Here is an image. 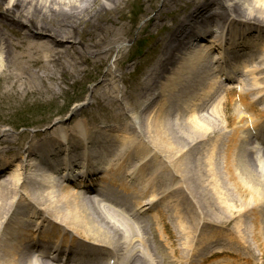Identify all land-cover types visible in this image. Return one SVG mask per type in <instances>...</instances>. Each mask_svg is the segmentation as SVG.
<instances>
[{
  "label": "bare ground",
  "instance_id": "bare-ground-1",
  "mask_svg": "<svg viewBox=\"0 0 264 264\" xmlns=\"http://www.w3.org/2000/svg\"><path fill=\"white\" fill-rule=\"evenodd\" d=\"M91 1L94 2L95 0H9L8 4L7 0H0V78L2 77L5 81H13L11 87H19L24 95L29 93L31 100L34 101V99L43 98L42 95H44L43 91L45 90H50L53 95L61 93L57 87V90L48 86L43 89L41 84L46 80L50 81V79L54 80L53 82L56 84L58 73L65 76L67 71L75 69L78 65L81 66L77 67L76 70H81L82 65H85L83 56L89 55L90 58L96 61H106L110 58L112 48H117L118 42L126 39L122 32L119 33V31L126 29L123 24L119 21L113 22L112 26L115 30L110 31L109 36L94 40L92 33L88 36L85 35L84 31L77 33L75 29L77 24L69 21L74 17L75 21L80 15L88 13L93 8V2ZM106 1L111 6L106 12L124 11L126 9L123 6L126 0ZM247 2L254 11H251L252 9L246 11L245 8L249 7ZM170 7L174 8L169 10ZM186 8L187 13L170 15L172 10L180 12L181 9ZM55 9L60 11L62 15L64 14L63 20L56 23L53 22V18H48L49 15L44 14L45 11ZM155 9V16L149 21L150 28L156 30L154 35L159 40V50L153 53L151 63L145 65L147 67L146 71L141 74V77L137 78L134 85H131L130 91L126 90L124 84L123 87H119V83L124 81L122 71L117 68L108 69V72L103 74L105 81L99 84L92 93L98 105L95 109L107 110V112L113 114L112 118L109 119L110 122L113 120L114 123H120L126 127L130 125L129 123L137 125L141 123L146 134H150V138L156 141L151 133L156 134L158 137L159 135L164 136L165 128L163 126L166 124L170 128L172 127L171 122L167 120L172 116L169 112L171 105L176 103L175 97L177 95L185 91V88L189 89L192 95L186 99L191 107L189 110L191 113L188 117L197 122L194 125H181V127L172 128V132L175 134L174 138H178V141L183 144V138L187 140L186 137L189 135L194 136L193 142H195L202 135L207 136L212 132L211 122L206 121L207 119H203L201 116L207 113L213 114L214 110L215 114L220 113L227 105L226 98H229L231 102L240 101L242 107L245 110L248 109L251 116L247 119L246 114L248 113L243 108H234L236 113L241 112L243 116L239 126L234 121L236 127L234 131L236 142L234 145L238 142L236 148L239 151L238 159L229 161L226 157L224 174L219 175L214 171L215 175L210 176L211 180H209L208 186L212 187L213 195L216 198L214 196L208 198L203 195V205L208 213L215 215L212 222L220 223L221 225H216L219 229L214 230L213 235L209 234L203 237L200 244L194 246L189 237L199 230L203 220V218L200 220L196 217L197 219L191 223L187 228L188 230L184 231L186 238H183L184 241L177 250L178 256L172 249H170L171 254L166 252L171 246L170 240L179 233V230H176L171 223L168 224L160 219L161 225L150 230L154 240H149V242H146V239L141 241L139 238L134 241L135 237L133 235L130 238V236L123 234L125 228L121 232L117 228V230L114 229V226L117 227V225L132 226L129 221H120L115 218L120 214L117 210L111 212L112 215L108 216L106 214V218H103L97 211L95 212L93 201H90L94 195L89 196L90 200L88 202H90V205H88L85 202L87 198L86 191L82 190L81 187L84 186L89 190L95 187L96 190L98 185L96 182L89 180L82 181L79 178L76 180L73 176H75V171L76 174L84 171L90 173V175L96 174L95 171L104 164L102 162V159H105L104 154L109 158L107 164L109 162L113 164V161L121 159L117 154L120 150L134 146V139L128 137L125 133L120 141L123 145H118L119 150L113 154L112 158L114 144L109 148V144L97 140V143L100 142L101 144L90 146L89 150L81 147L82 153L88 156L92 154L95 156L94 159L101 160V164H95V161H92L91 164L89 159H84V162H81L83 166L78 165L77 169L74 167L71 169V166L64 165L68 160H74L75 163L79 164L80 160L78 159V153H76L79 142L77 138H73L76 135L69 134L66 138L65 132H61L56 137L58 148L54 147L55 142L48 141L43 146L44 150H42L41 145L32 149L39 152L37 155L30 158L19 155L15 162L5 160L4 165L0 166V173H3L2 170L5 169L8 171L7 177L0 178L2 179L0 180V187L11 179L12 184H14L12 189L14 191L12 193L13 200L26 198L29 195L27 191H29L50 211L52 210L53 214L62 219L59 221L55 219L54 222H51L49 218L43 219L41 215L34 212L27 214L22 205L26 204L29 199L20 200V204H17L9 212L11 201L7 199L4 203H1L3 199L0 198V250L3 252L4 264H45L47 260L54 256L53 254L65 253L70 248L78 247L79 242L88 246V252L95 255L94 260L102 259V256L97 255L96 252L98 246L101 248L114 246L116 248L124 244L125 248H121L119 251L122 253L125 250L126 254H130V259L133 257V261H146L145 264H197L196 259H198L199 264H202L221 256L235 255L237 249H234L232 245L236 238L240 240L241 247H239L242 250L252 251L253 244H251L246 231L243 230L244 226L249 224L247 221L248 214L244 211L252 209L256 211L254 215L257 216L258 219L256 218V220L264 235V149L255 145L251 149L250 139L254 136L250 134L252 137L250 138L247 132L252 126L258 127L260 123L253 119L252 111L256 110V107L264 109V46H262L264 43H260L258 37L259 34L263 35L264 33L257 28L264 23V0H165L162 7H159V9L155 7ZM106 12H103V14L105 15ZM40 18L41 21H39ZM54 24L57 25L56 29L53 28ZM207 25L214 27L205 30L208 35L205 33L200 35L199 32L198 35L196 34L197 29H203ZM225 29L228 32L231 31L230 37H228V32L224 34ZM252 30L255 33L254 37L251 36L253 33L249 32ZM81 37H86L90 42H87L86 46H81L79 43ZM200 39L205 43L203 44ZM197 42H201V45H197ZM237 47H242V49L238 50ZM259 47L263 49V54ZM251 54L256 55L257 60L260 59L258 63L256 61L249 62ZM117 60L118 63L123 62L122 57ZM114 64L117 67V63ZM237 74H241L240 77ZM236 79L239 81L236 82ZM224 93H226V98ZM153 94L155 95L150 99L149 104L143 108L142 113L151 109L153 104L157 102V98H163V105L160 104L158 107L159 114L149 116L144 113L141 115L138 109H141L145 103L144 99L146 100L148 96ZM211 98L213 99L210 100ZM208 100L210 101L207 102ZM206 102L207 104H205ZM116 110L133 114L131 116L134 119H132V122L124 120V118L119 117L123 114L117 113ZM235 116L238 119V116ZM180 117H183V114H180ZM249 120L252 122L251 125H249ZM100 128L102 126L95 127V129ZM257 129L261 132L259 127ZM258 133H256V136ZM38 135L36 134L34 137ZM139 135L142 136L140 131ZM112 136L116 138V136ZM83 141L85 142L86 138H83ZM157 141V144L167 150L171 148L176 153L179 148V151L181 150L178 141L167 146H164L163 142L158 143ZM85 147H88V145H85ZM197 147L193 146L191 148L196 149ZM66 148L69 149L68 153L65 152ZM215 149L214 146L211 154L208 155L210 156L209 164L211 167H216ZM250 152L252 155H250ZM32 154L33 151H30V155ZM55 158H59L64 165ZM85 164H88V166ZM145 169L146 167L139 168L134 175H131V178L135 180H139L140 177L144 178ZM161 172L163 171L160 166L156 170L155 176ZM58 173L59 176L63 175L61 178H68L71 181V184H69L64 179L67 182L64 185L69 195L56 194V191L52 192L51 189L53 188L63 187L62 184L56 181L59 178ZM201 177H198L196 182L200 183ZM144 180L145 182L151 181L148 177ZM196 182L191 181L192 184H196ZM40 186H43V189L39 188ZM151 186L152 183L150 182L149 187L151 188ZM178 188L176 186L174 190ZM41 189L44 199L38 195V191ZM98 190L103 191L102 186ZM151 190L153 192L155 188L152 187ZM8 192L11 193V190L8 189ZM162 196L153 192L144 201L137 198V205H141L136 206L134 210L127 204L126 200H119L122 199L119 194L113 196L111 201L113 204L117 202L118 206L125 210H132V217L133 215L135 217L137 215L141 216L143 212H148V216L152 217L149 220L152 222L154 218L158 219L163 214V209L158 208L155 210L151 207L157 204ZM62 199L67 205V212H65L67 215L65 217L56 211L58 207L62 206L60 202ZM168 204H173L169 198L163 202V205ZM180 205H182V202L173 205V208H176V213L179 212ZM220 213L224 216L218 219L217 216ZM238 217L240 218L235 222V227L238 228L236 234L235 232L231 234L225 231L222 232L224 224V226H229ZM177 218L179 223L183 225L180 220L181 217L177 216ZM143 223L147 225L146 221H143ZM33 225L40 228L41 235L44 236L45 240L55 239V241H52L54 247L46 253L43 251L37 260L33 258L34 255L28 252V247H26L28 255H23L24 249L22 250L23 247H21L29 238L30 228L35 227ZM158 234L159 238L157 239L156 235L158 236ZM145 237L147 238V233ZM122 238L124 240L121 242ZM246 238H249V240H246ZM257 241L258 236L254 242ZM134 243H139L140 246L138 249L132 250ZM227 245L230 247L226 248ZM206 251H208L207 256L201 254ZM175 256L177 257L176 261L173 260ZM251 256L255 261L257 260L255 255L252 254ZM258 257L264 264V249ZM26 260H28V263H26ZM133 261L129 264H132ZM225 262L223 260L221 263ZM107 263L118 264L117 261L112 263L111 260H108Z\"/></svg>",
  "mask_w": 264,
  "mask_h": 264
},
{
  "label": "rangeland",
  "instance_id": "rangeland-1",
  "mask_svg": "<svg viewBox=\"0 0 264 264\" xmlns=\"http://www.w3.org/2000/svg\"><path fill=\"white\" fill-rule=\"evenodd\" d=\"M7 0V4H8ZM165 0H126L123 4L126 9L124 11L116 10L115 12H106V10H109L111 6H109L108 2L106 0H95L93 2V8L88 12L85 13L84 15H80L79 18H76L74 21L73 18L69 19V21L74 22L76 25L75 29L78 32L84 31L85 35L88 36L90 33L93 34L94 40L102 39V37H107L111 33L110 31L115 30L113 28L112 23L119 21L121 24H123L126 29H123L119 31V33H123L122 35H125V38H127L126 42H124V46L121 48V53L117 49L111 56L110 58L106 59V61H91L89 55L83 56V61L85 62V66H82V70H84V78L83 76H80L79 71H72L71 73L72 78H69L66 80L65 83H63V88L62 89V82L64 81V78L61 77L60 80L53 82L54 80L50 79L44 81V83L41 84V88H46L49 86L52 88L53 86L59 87L60 88V96L58 95H53L51 94L50 90H45L43 98H37L31 100L29 93L28 95H24L19 87L13 88L11 87V84L13 81H5L1 77L0 79V139L4 138V143L0 144L2 147H6L12 151V156H15V151L19 150L21 146L24 144L26 146L29 144V142H33V144L36 143V141L39 139L42 142V138L44 135L47 134V129L50 131L53 130L54 126L53 122L55 119H66L67 116H73L71 121L69 122L68 125L73 127L74 130L77 131L78 127L77 124L78 122H83V116L86 115L87 113H92L95 115L96 120H99L102 118H106L107 114H103L104 110L100 112V110H95L93 107V104L95 100H93L92 95L90 92L92 91V88L90 86L91 79L96 81L103 80V78H98L97 75L98 73L104 72L106 73V70L108 69H114L115 66L114 63L119 59L120 57H123V63L128 60L135 59L134 63H129L127 66H124L121 68V71L127 75L130 73V71H133V68L135 67L137 72L136 75L131 73L129 80H124V82H120V87H123V84L126 88L127 91H130L131 85H134L135 82H137V79L141 77V74L143 73V67L146 64L151 63V57L153 56V53L155 51L159 50V40L157 37H155L154 32L156 31L155 29H151L150 27V21L149 19L154 17L155 15V7L159 9V7H162L163 2ZM128 2V3H127ZM127 3V4H126ZM126 4V5H125ZM38 6V4H37ZM247 6H249V2H247ZM27 7V5H26ZM40 8V6H38ZM174 7L168 8L169 10ZM102 9V10H100ZM246 11L252 9V6L246 7ZM186 10V11H185ZM251 11H254L253 9ZM102 12V13H100ZM103 12L106 14L104 15ZM181 13H187V8L186 9H181L180 12H174L172 10L170 12L171 16L181 14ZM44 14L49 15L48 18H53V22L56 23L57 21L63 20L64 14L62 15L60 11L55 10H49L48 12L45 11ZM169 16V15H168ZM243 16H248V15H243ZM60 17V18H59ZM42 18V17H41ZM41 18L39 21H41ZM171 20V19H170ZM262 28H264V23L263 25H259ZM54 29L57 28V25L54 24ZM66 38V37H65ZM81 46H86L90 41L87 40V38L81 37ZM88 42V43H87ZM262 42L264 43V37L262 38ZM121 43V42H120ZM264 46V44L262 45ZM129 54L127 52L129 51ZM262 54H263V49ZM91 64V65H90ZM90 65V66H89ZM81 66V65H78ZM88 67V68H87ZM130 71H129V70ZM70 77V76H69ZM72 80L74 82L75 80H78L77 86L73 85H67L69 82ZM89 84V85H88ZM95 84V83H94ZM52 86V87H51ZM54 88V87H53ZM24 89V88H23ZM55 89V88H54ZM25 91V90H24ZM88 92V94H87ZM82 95H86V99L83 98ZM192 95L191 90L186 89L185 91H182L179 95H177L176 98V103L171 105V110L169 112L171 113V117L168 118L167 120L171 122L172 127L170 128L168 125L165 124L163 128H165V134L164 136L159 135V137L156 134H152L153 137H155L156 141L158 143L163 142L162 144L164 146L167 145H173L171 143H176L178 141V138L175 139L172 132V128L176 127H181V125H194L197 121H194L192 118H189L188 115L191 113L190 106L188 105V102H186L189 96ZM40 96V95H39ZM121 96V94H120ZM151 96H148V98L145 100L144 99V105L147 106L149 104ZM224 97L226 98V94H224ZM224 98V100H225ZM226 103L227 105L225 106L224 109L218 114H215V110L213 114H204L201 116L203 119H207L206 121L211 122L212 124V132H210L207 136L202 135L201 138H198L197 141L193 142L194 136L189 135L187 136V140L183 138V144L180 143L179 141L177 142L179 145H181V150L174 152L171 148H168L170 150L165 149L162 147L160 144H157L156 141H153L150 138V134L147 135L145 132V128L143 125L139 124L138 127L136 128V131H140L142 136L137 137L134 136L133 131L135 130L136 125H132V127H122V129H119L121 131V135L125 134L134 139V146L129 150L128 153L124 154L123 157L127 160L125 165L128 167V165L133 164L134 158H138L135 153H139L138 150L140 149H145L144 152L142 153V159H145V157H150L149 160L144 162V165L146 164L147 168L145 171V177H148L152 181V186L156 188L154 194L159 195L164 193V196L160 197V201L157 202V204L151 206L153 209L157 210L158 208L163 209V214L161 215L160 218H154V220H149L150 217H147L146 219H143L144 221L147 222V226L144 227V231L147 233V238L152 239V235L150 231V227H155L161 225V220L166 223H171L176 230H179V233L177 234L176 237L171 239V246L169 249L166 251L167 253H172L170 252V249H172L178 256L177 250L181 247L183 243V238H186V235L184 234V231L188 230L187 228L191 225L193 221H195L197 218L202 220V224L199 228L198 231L195 233L191 234L189 237V240L192 242L194 246L197 244H200L202 241L203 237H206L207 235H213L214 230L219 229L216 227L221 225L218 222H212L214 220L215 215H211V213L207 212V209L204 207V201L203 198L204 196L210 198L213 195L212 187L208 186L209 180H211V177L216 174H224V166L226 165L225 163V158L227 157L229 161L231 160H236L238 159V154L239 151H237V146L238 142L234 145L236 142L234 139V131L236 127L234 126V121L237 122L238 126L240 124V120L243 119V116L240 113H236V110L234 108H243L241 105L240 101H233L231 102L229 98H226ZM41 102V103H38ZM89 102V103H88ZM209 102V101H207ZM206 102V104H207ZM164 103L163 98L158 99L155 104H153L152 108L149 109L148 111H145L149 116H154L155 114H159L158 107L160 104ZM212 103V102H211ZM88 104V106H87ZM142 106L140 111L142 112L145 106ZM163 105V104H162ZM95 107H98V105L94 104ZM135 108H137L134 105ZM263 107V106H261ZM138 109V108H137ZM245 110V108H243ZM162 110V109H161ZM262 110V111H261ZM117 113H122L120 110H116ZM248 114H246V118L249 119L250 113L249 110H245ZM143 113V114H144ZM180 114H183V117H180ZM252 116L253 119L257 120V122H260L261 120H264L263 115V109L256 107V110L252 111ZM82 115V116H81ZM113 115V114H112ZM133 115V114H130ZM238 116V119L236 116ZM61 116V117H60ZM109 117V116H108ZM153 119V118H152ZM154 121V120H153ZM50 124L48 125V123ZM103 122H106V119H104ZM98 123V121L94 122V124ZM250 125V123H249ZM62 127L65 126L64 123L61 125ZM142 126V127H141ZM154 127V126H153ZM77 128V129H76ZM132 129V130H131ZM46 133V134H45ZM6 134V135H5ZM36 134H41L38 135L36 138H32ZM43 135V136H42ZM139 135V134H138ZM160 139V140H159ZM0 145V146H1ZM193 146H198L196 149H192ZM216 147L214 150L215 155V163L216 167H211L210 163V156L212 152V148ZM192 147V148H191ZM191 148V150H189ZM156 151H150V150ZM239 149V147H238ZM189 150V151H188ZM150 152V153H149ZM151 154H156L158 156V161L155 162V157H152ZM8 155V152L0 153L1 159L4 160L5 157ZM158 164L162 167L161 173L159 175H154L156 174V170L160 167H158ZM142 165V162H141ZM140 166V165H139ZM115 168V167H114ZM129 168V167H128ZM264 168V166H263ZM116 170V168H115ZM215 171V172H214ZM7 172V171H6ZM8 173V172H7ZM164 173V174H162ZM201 177L200 183L196 182L198 180V177ZM211 176V177H210ZM109 179L106 184L108 185L107 190H112L114 185L118 186L120 193L123 195L122 198H127L130 200V207L131 208H136L137 206V201L139 199L141 200H146L149 195H152V191H149V187H147V190L144 192H138V189H136L139 184H136L133 188H128L124 189L120 184L124 185L129 183L127 178H122V175H117L113 174L111 175L110 173L106 175L105 180ZM120 180V181H119ZM8 182L4 183L2 187H0V198L3 199L1 203H4L7 199L11 201V207L8 209L9 212L13 209L14 206H17V202L20 203V200L22 199H29L26 204H24V211L28 214L29 212L33 211L36 212L37 214L43 213V210L41 208V205L44 206L49 214H52L57 221L62 220L56 216V214H53V211L51 212L46 205L42 204L39 200L36 199V197L33 194H30L28 191L26 198H17V200H13V188L14 184L11 179L7 180ZM113 181H118L120 184H113ZM134 181V178L130 177V182L132 183ZM161 181V182H160ZM191 181H195L196 184H192ZM176 186H178V189H175ZM32 188V187H31ZM39 188L43 189V186H40ZM8 189L11 190V193L8 192ZM42 189L38 191V195L41 196V198L44 199V194H42ZM46 191V188L44 189ZM52 192L56 191V194H64V195H69V192H67V189L65 186L62 188H53L51 189ZM170 190V191H169ZM5 191V192H4ZM62 193H61V192ZM197 191V192H196ZM201 192V193H200ZM203 192V193H202ZM138 195V196H137ZM204 195V196H203ZM171 200L173 202L172 205H164L161 206L163 202L166 201V199ZM19 199V200H18ZM66 200V198L64 197ZM62 201L61 207L57 208V213L62 214V216L65 217L67 215L65 212H67V205ZM87 199L85 202L90 205V202H88ZM91 201V200H90ZM179 202H182V205L179 206V212L176 213V208H173L174 204H178ZM28 204V205H27ZM93 206L95 207V212L97 211L98 214H100L103 218H106V214L109 216L111 215L110 211L103 210L105 208V205L99 204L97 201H93ZM91 204V205H92ZM105 204L109 205V203ZM112 204V203H111ZM1 205V204H0ZM139 204L138 206H140ZM217 205V204H216ZM114 209H117L119 211V215L116 217L118 220L123 221L125 217H128L131 219V221L135 222L134 219L129 215V212L126 209V212H123L119 210V206L113 205ZM150 208V207H146ZM145 208V209H146ZM55 210V208H54ZM92 213V211H90ZM255 210H247L244 211V213L248 214V219L247 221L249 222L248 225H245L243 230L246 231L247 236L250 238V242L252 245V251L248 252L247 250L244 251L240 247L241 245L239 244L238 238H236L234 244L232 245L234 249H237L235 252L236 254H229L225 256H221L219 258H214L210 262H203L202 264H262L261 259H259V255L262 254V250L264 249V235L263 231L260 230L261 226L257 222L255 216ZM94 213V212H93ZM189 213V215H188ZM181 217L180 220L183 222V225L179 223V219L177 218ZM224 216V215H223ZM222 214L220 213L218 219H221ZM46 217V215H45ZM197 217V218H196ZM262 217V216H261ZM234 220V222L229 225V226H222L224 230L222 229V232H227L229 234L234 233L236 234L238 228L235 227V222L239 219ZM161 219V220H160ZM258 219V218H257ZM206 221H209L211 223H208ZM139 225H141L140 221L138 222ZM254 224V226H253ZM252 225V226H251ZM111 229H113L112 226H110ZM139 227L140 229H137L134 231V233L129 232V235H133L134 237L138 238L139 240H145L144 232H142V227L141 226H135ZM118 229L119 232L121 230L126 229L123 225H117V227L114 226V229ZM116 229V230H117ZM150 229V230H149ZM182 229V231H180ZM221 229V228H220ZM248 229V230H247ZM150 232H149V231ZM123 232V231H122ZM250 232V233H249ZM263 235H261L260 233ZM30 234H32L31 237L25 241L24 246L22 250L23 255H28L27 254V249L26 246L29 244L27 242H30L33 237H35V234L30 231ZM124 234V233H123ZM82 236V235H81ZM258 236V241L255 243L254 240H256V237ZM83 237V236H82ZM157 239L159 238L156 235ZM233 237V236H232ZM234 238V237H233ZM249 238H246V240H249ZM156 239V240H157ZM124 239L120 240L121 242ZM135 241V239H134ZM253 241V242H252ZM245 242V241H244ZM137 243H134V249ZM240 246V247H239ZM226 248H229L230 246L227 245L225 246ZM217 250V249H216ZM215 250V251H216ZM204 256L208 255V251L201 253ZM255 255V259L251 255ZM3 252L0 250V264H4V259L2 257ZM238 255V256H237ZM32 257V256H31ZM167 260V259H166ZM174 261L177 260V257L175 256ZM223 260H225V263H221ZM34 261V260H32ZM197 264L200 263L198 259H196ZM26 263H28V260H26ZM46 264V263H45Z\"/></svg>",
  "mask_w": 264,
  "mask_h": 264
}]
</instances>
